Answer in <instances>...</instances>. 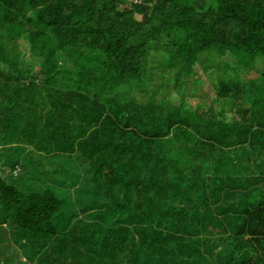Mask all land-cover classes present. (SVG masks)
<instances>
[{"label":"trees","instance_id":"1","mask_svg":"<svg viewBox=\"0 0 264 264\" xmlns=\"http://www.w3.org/2000/svg\"><path fill=\"white\" fill-rule=\"evenodd\" d=\"M0 264H264V0H0Z\"/></svg>","mask_w":264,"mask_h":264},{"label":"rangeland","instance_id":"2","mask_svg":"<svg viewBox=\"0 0 264 264\" xmlns=\"http://www.w3.org/2000/svg\"><path fill=\"white\" fill-rule=\"evenodd\" d=\"M205 57V65H213L214 63L220 62L222 60L223 63L229 66L227 59H219L217 55H204ZM225 61V62H224ZM154 62L150 61L149 64H153ZM212 63V64H210ZM215 64V65H216ZM224 64V65H225ZM221 65V69L210 68L204 69L201 65H197L193 72V77L189 80L186 86L190 87L191 91H185L184 98L191 106H202L207 108L208 106L214 104L217 99L216 91L214 88V83L217 82V78L219 75L225 70V66ZM210 67V66H209ZM159 74H165L163 70L158 72ZM231 75L234 76V71H231ZM240 79L245 83L247 87L252 85L257 77V72L247 71L242 73L239 71ZM159 83V80L157 81ZM194 90V91H193ZM172 95H175L172 89ZM216 108H220V104H215Z\"/></svg>","mask_w":264,"mask_h":264}]
</instances>
